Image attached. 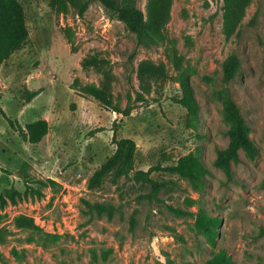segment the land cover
<instances>
[{
	"label": "rangeland",
	"instance_id": "obj_1",
	"mask_svg": "<svg viewBox=\"0 0 264 264\" xmlns=\"http://www.w3.org/2000/svg\"><path fill=\"white\" fill-rule=\"evenodd\" d=\"M88 1L83 16L74 8L58 16L50 0H23L28 41L0 65L6 117L22 127L49 124L48 135L30 144L0 113V229L7 231L0 264H206L220 253L232 264H264V0H253L230 39L223 0H173L166 39L150 45L111 17L101 0ZM146 4L138 0L144 12ZM95 53L111 61L113 93L123 109L141 91V61L163 64L168 78L134 101L130 116L115 113L72 88L75 79L99 84L101 75L82 67ZM232 54L241 69L225 84L222 68ZM184 85L195 112L180 104ZM225 88L260 149L256 157L241 151L230 173L216 164L230 141L217 96ZM40 89L30 102L23 98ZM115 133L136 142V171L192 155L204 165L206 186L199 192L186 178L155 171L153 179L165 183L155 198H148L150 184L124 178L90 189L93 174L115 152ZM86 201L118 212L112 220L90 214ZM202 209L219 220L210 225L212 240L197 222ZM20 216L33 218L35 227H17Z\"/></svg>",
	"mask_w": 264,
	"mask_h": 264
},
{
	"label": "trees",
	"instance_id": "obj_2",
	"mask_svg": "<svg viewBox=\"0 0 264 264\" xmlns=\"http://www.w3.org/2000/svg\"><path fill=\"white\" fill-rule=\"evenodd\" d=\"M111 17L122 21L126 28L136 34L141 41L150 45L156 40H165L167 27L172 19L173 0H147L146 12L138 6V0H101ZM253 0H223V32L226 39L233 37L240 29L247 11ZM52 9L58 16L66 15L71 8L77 10L83 16L89 9L88 0H50ZM72 35V37H71ZM73 33H70V41L73 44ZM29 38L27 26V16L23 0H0V65L5 64L26 44ZM180 62V59H177ZM82 67L85 71L94 70L101 75L99 84H82L75 79L72 88L80 95L91 97L105 106L107 109L130 116L133 110L134 101H144L145 95L152 90V84H162L168 78V73L163 64H156L151 60L140 62L137 70V78L140 83L141 91L137 98L132 101L128 96V105L125 109L116 103L113 93V82L115 79L111 61L101 57L98 53L88 55L82 60ZM241 69L240 58L232 54L223 64L222 80L225 84H230L238 76ZM185 95L180 104L184 105L189 111L195 112L197 105L191 89L184 85ZM42 90L25 91L23 98L30 102L41 94ZM218 98L223 104L224 120L229 123V145L222 151L217 159V166L227 173L231 171V164L237 162L240 152H246L250 157L260 154V149L252 139L249 132V125L245 116L231 91L225 88L219 91ZM1 100V95H0ZM0 113L5 117V112L0 105ZM7 118V117H6ZM13 128H17L23 140L30 144L40 143L49 133V124L46 120H38L26 124L24 127L7 118ZM113 144L116 146L115 152L106 162L93 174L89 180V188L92 190L100 189L107 179L117 184L121 179L134 181L137 184H150L152 193L148 198H155L159 190L165 183L155 181L152 177L153 172L162 171L169 174H177L188 179L196 191H201L205 185L206 170L204 165L192 155L183 157L176 164L167 167H153L149 171L135 170V157L137 154V144L130 138H117L114 134ZM1 170V168H0ZM4 172V171H1ZM53 183V181H50ZM90 214L96 213L98 216H107L112 220L117 208L107 203L85 202ZM198 225L201 227L210 240L213 239V231L210 225L219 223L215 217H211L202 209L198 218ZM19 228L35 227L34 219L27 216H20L15 220ZM6 229H0V243L5 239ZM206 264H232L225 253H220L210 259Z\"/></svg>",
	"mask_w": 264,
	"mask_h": 264
}]
</instances>
